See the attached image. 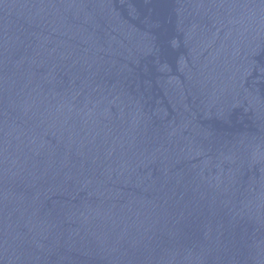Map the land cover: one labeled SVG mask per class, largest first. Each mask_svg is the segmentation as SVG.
Instances as JSON below:
<instances>
[{"label": "water", "instance_id": "95a60500", "mask_svg": "<svg viewBox=\"0 0 264 264\" xmlns=\"http://www.w3.org/2000/svg\"><path fill=\"white\" fill-rule=\"evenodd\" d=\"M0 264H264V0H0Z\"/></svg>", "mask_w": 264, "mask_h": 264}]
</instances>
